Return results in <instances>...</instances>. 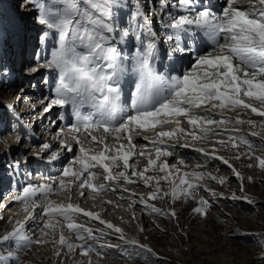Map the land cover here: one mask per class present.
Wrapping results in <instances>:
<instances>
[{"label":"snow or ice","instance_id":"6c2138e0","mask_svg":"<svg viewBox=\"0 0 264 264\" xmlns=\"http://www.w3.org/2000/svg\"><path fill=\"white\" fill-rule=\"evenodd\" d=\"M27 3L35 24L41 26L33 60L45 70L47 94L41 100L42 111L60 109L57 119L51 121L57 127L58 150L43 142L33 157L43 159L50 153L48 161L60 162L61 168L57 175L45 176L41 182L29 180L31 173H21L24 182L18 183L13 200L23 205L27 215L23 221L16 220L11 231L0 233V264H24L22 255L33 245L48 243L47 237L57 230L59 239L52 242L69 253L79 249L84 255L94 252L102 256L88 241L110 235L121 244L101 247H123L129 257L152 253L149 245L127 237L121 227L102 219L101 213L50 197L72 190L83 197L86 188L96 193H120L118 198L127 199L133 219L135 205H143L146 214L176 218L175 209L157 207L151 201L192 199L197 202L193 213L207 216L212 201L199 195L200 191L218 198L223 193H216L207 184L215 181L223 185L228 178L183 171L185 159L169 164L167 158L179 157V148H191L201 154L205 164L218 159L232 167L228 159L216 154L215 146L206 149L197 147V142L219 137L216 143L221 146L238 149L245 144L251 149L253 145L244 133L225 124L248 123L264 130V119L257 123L240 118V113L248 110L264 118V0H147V10L141 0ZM40 67L29 65L32 72ZM8 71L0 64V72ZM147 131L154 136L142 135ZM251 135L261 133L253 131ZM137 137L148 141L152 151L146 150L148 144L138 149L134 143ZM110 139L115 143H109ZM69 140L78 151H73ZM85 143H94L100 150L94 152ZM66 154L71 155L64 162L61 158ZM252 155L246 151L236 158ZM133 157L146 158V166L138 171L129 163ZM257 159L264 169V156ZM27 162L25 156L23 163ZM6 167L18 170L21 161L14 160ZM100 170L106 182L97 185L93 180ZM150 171L158 174L148 175ZM234 174L243 179L238 171ZM162 181L167 182L166 187ZM121 182H139L150 190L146 196L139 194L138 199H132L137 194L120 188ZM124 193H128L127 198ZM238 198L252 203L250 197L232 196ZM81 216L103 227L73 222ZM28 222L34 225L31 231L26 228ZM65 227L79 244L65 237ZM56 255H61V249H56Z\"/></svg>","mask_w":264,"mask_h":264},{"label":"rangeland","instance_id":"374dc122","mask_svg":"<svg viewBox=\"0 0 264 264\" xmlns=\"http://www.w3.org/2000/svg\"><path fill=\"white\" fill-rule=\"evenodd\" d=\"M9 2V0H3V8L6 6L4 11L9 8ZM142 2H145V0ZM41 79H44V73ZM42 93L47 94L46 92ZM2 111V113H6L8 110L4 108ZM252 115L258 116L256 114ZM4 118V114L0 115L1 126ZM7 122L4 123L5 125L0 131V152L9 145H13L14 148L12 147L11 151L12 149L14 151L13 153L11 152L12 154L10 153V156L5 157L6 160L0 161V175L4 177L2 174H6L5 176L10 177L3 181L0 180V233L7 232L9 228L14 226L16 220L21 221L25 213L22 211L23 205L13 200V197L17 194L18 187L15 184L13 169L6 167V165L11 163L10 158L23 161L25 156L28 157L27 164L23 163L20 167V169L25 171V175L36 164V166H40L39 163H41L39 159L33 157V152H36L33 151V148L37 146V141L28 139L27 130L22 132L23 134L17 130L14 127L13 117L10 116V121ZM225 127L243 131L245 136L248 135L247 139L251 140L253 147L249 149L248 145L240 144L238 149H233L230 145L218 148L216 154L228 159L232 167L228 165L222 167L224 164L220 160L217 163L208 162L205 164L202 159H188L185 161L186 167L183 168V171L196 170L228 178L223 185L215 181L208 182V188L218 194L223 193L218 198H212L208 193L200 191L199 195L205 196V198H209L212 201V206L207 209V216L193 213L192 209L197 206L196 200L188 199L185 201L184 199H179L172 202L169 198H165L151 202L155 203L157 207L175 209L176 218L153 213L146 214L143 205H135L133 208L135 219H133L127 199L122 201L118 198L120 193L115 195L111 192L96 193L86 188L84 189L85 195L81 197L75 190L65 191L62 195H52L50 198L56 202H72L86 210L101 213L102 219L121 227L127 237L135 238L140 243L149 245L153 252L129 257L123 247L120 249L107 246L101 247V245L121 244V241L115 235H110L105 239L88 241L96 248L97 252L103 253L102 256H98L94 252L84 255L79 249L69 253L66 248L60 246L58 249H61V255L57 257V247L52 242L53 239L59 238L60 231L57 230L54 234H50L47 237L48 243L33 245L30 250H27L22 255L24 264H88L90 260L92 264H264V259H261V256L264 255V169L259 167L257 159V157L264 156V139H262L264 130L259 127L253 128L248 123H226ZM253 131L260 132L261 135L252 136L251 133ZM35 133L38 132L35 131ZM96 134L99 136L100 133L96 132ZM122 141L127 142L126 140ZM69 142L73 143L74 150L75 142L71 140ZM108 142L115 143L111 139ZM134 142L140 147L145 145L139 143L138 138ZM203 145L198 144V146ZM149 146L151 145H148V148ZM85 147L94 152L99 148L94 143H85ZM76 151H78L77 148L75 149ZM246 151H251L253 155L248 158L244 156H240L239 159L236 158L239 153ZM167 159L169 164H175L178 157H175L174 160ZM193 160L198 162L201 167H192L191 162ZM33 170L35 173H32V179L28 178L33 182H41L45 176L57 175L49 173L48 170L46 174H49L44 175V168L41 167ZM235 171L241 174L242 180L235 176ZM157 174L152 173L150 175ZM21 177V183H23L24 177L22 175ZM104 180L103 171L100 170V174L93 182L99 185ZM161 183L162 186H167V182L162 181ZM119 187L127 188L129 192L136 193L137 196L132 197V199H138L139 194L146 196L150 190L139 182L135 185L121 182ZM124 195L127 198L128 193H124ZM233 195L236 197H250L252 203H247L244 199H232ZM69 196L72 197L70 201L68 200ZM107 201L112 203H107ZM36 215L39 218L40 212ZM73 222L96 229L103 227L99 222H88L87 218L82 216L76 218ZM30 223L26 224V228L29 231L34 227L33 223ZM63 232L65 237L70 239V242L74 244L80 243L75 238V234L66 227ZM248 233H254L255 235H247ZM40 238L44 239V237ZM8 251L15 252L16 249H8Z\"/></svg>","mask_w":264,"mask_h":264},{"label":"bare ground","instance_id":"6f19581e","mask_svg":"<svg viewBox=\"0 0 264 264\" xmlns=\"http://www.w3.org/2000/svg\"><path fill=\"white\" fill-rule=\"evenodd\" d=\"M5 1V0H4ZM8 1V0H7ZM10 2H9V8L8 9H5V11H4V8L6 7H4L3 8V0H0V29H5L7 26H8V24L11 22L8 18H6L7 17V14H9V13H16L17 11H18V13H16L17 15H19L20 16V14L21 13H23V12H26L27 10V7L25 6V7H23V5H22V7H21V2H18V0H9ZM143 0H141V4L143 5V7L144 8H146V1L145 2H142ZM20 3V4H19ZM15 7V8H14ZM16 7H17V9H16ZM19 7V8H18ZM13 9H15V10H13ZM153 23H155V20L153 21ZM22 57H26V55H22ZM32 65H36L35 64V62L34 61H32V63H31ZM43 71L45 72V70H44V68H43ZM42 70L39 72V74L40 73H42L43 72ZM41 86H42V89L44 90H42L41 89ZM40 91H42V92H46L47 93V89H46V87H45V85H44V83H42L39 87H38V89H37V92L38 93H42V92H40ZM15 92H17V90H16V85H9V84H7V81L5 80V77H1L0 76V104H2V105H12L13 107H15V96H13V94L15 93ZM33 94H35V93H33ZM46 94L44 93V96H45ZM42 97V96H41ZM18 104H20V103H18ZM0 107H3V106H0ZM41 107L43 108V104H41ZM20 108H22L21 109V111H26V108L25 107H23V106H21ZM4 110V107L3 108H0V110ZM0 111V115H5V118H4V120H5V122L6 121H10V116L12 117V113L11 112H9V111H7L6 113H2L3 111ZM7 110V109H6ZM253 113H251V111L250 110H248V112L247 113H240V118L241 119H243V120H245V121H247V120H253V121H256L257 123H259L262 119H264V118H261V117H256V116H253L252 115ZM230 115H235V113H231ZM28 118H30L28 115H26V114H23V115H21L20 116V119L22 120V123L24 124L23 126H19V129L17 128V130H19L21 133L22 132H24L25 130H27L28 131V134H29V138L28 139H32V141H37L36 143H38L37 144V146L36 147H34L33 148V151H38L39 149H40V146H41V144L43 143V142H47V143H49V144H51L52 146H53V149L54 150H56V148H57V145H58V140H56L55 139V137L53 136V138H50L49 136H46L44 133H40V134H38V133H35V131H36V129H37V127H36V125L38 124V122L37 121H34L33 123H31L30 122V120H28ZM7 122V123H8ZM30 123L32 124V126L35 128H33L32 126H30ZM5 125V124H4ZM185 125V127L187 126L186 124H184ZM183 125V126H184ZM2 128L3 127H1V129H0V131L2 130ZM228 129H230V128H228ZM4 130V129H3ZM35 130V131H34ZM164 130H168V129H164ZM240 132H242V133H244L243 131H240ZM98 133H102V132H98ZM23 134V133H22ZM34 134V135H33ZM95 134V133H94ZM245 134V133H244ZM97 135V134H96ZM143 135V134H142ZM25 136V135H24ZM64 136H66V135H64ZM64 136H63V138H64ZM248 136V135H247ZM247 136H246V138H247ZM151 137V136H150ZM138 138V142L139 143H141V144H148V145H151L148 141H145L144 139H142L141 137H137ZM17 139H18V137H17ZM219 139V137H209L208 139H205V140H202V141H200V142H197L198 144H204L203 146H198V144H196V146L197 147H205L206 149H211L213 146H215V148L216 149H218V148H220V147H223V146H221L220 144H218V143H216V141ZM226 139V138H225ZM251 141V140H250ZM121 143H127V142H123V141H120ZM35 143V144H36ZM135 143V142H134ZM73 144V143H72ZM137 144V143H136ZM13 147V145H10V147H9V153H13V151H14V149H12V151H11V148ZM142 147V146H141ZM140 146H138L137 145V148L139 149V148H141ZM224 147H226V146H224ZM14 148V147H13ZM30 148V147H29ZM75 145H74V152H75ZM5 150H8L7 148H4V151ZM58 150V149H57ZM147 151H152V147L151 146H149V148H147L146 149ZM178 150V152L180 153V156L178 157V159L179 158H183V159H185V161L186 160H188V159H196V160H198V159H202V157H201V154L200 153H198V152H196V151H194V150H192L191 148H189V149H183V148H179V149H177ZM32 151V152H33ZM5 153H6V151H5ZM11 153V154H12ZM34 153V152H33ZM48 155H49V153H45L44 155H43V159H39L40 160V162L41 163H39L40 164V166H34V168H38V167H41V168H44V175L46 174V171L48 170V172L49 173H52V174H58L59 173V170H60V168H61V163L60 162H49L48 161ZM70 154H66V156L65 157H62L61 158V160L62 161H64V162H66V160H67V156H69ZM168 158H170V160H174L175 159V157H168ZM195 160V161H196ZM203 160V159H202ZM217 161H218V159L217 160H210L209 162L210 163H217ZM174 162V161H173ZM129 163L130 164H135V166H136V169L139 171V170H141V169H143V167L145 166V164L147 163V159L146 158H140L139 160H137V159H135V157H133L132 158V160H130L129 161ZM199 163L198 162H194V160H193V162H191V165H192V167H196L197 165H198ZM222 167H225V165L224 166H222ZM33 168V169H34ZM139 168H141V169H139ZM209 168H211V167H209ZM32 169V170H33ZM31 170V169H30ZM120 170V169H119ZM21 171V170H20ZM34 171V170H33ZM37 171V170H36ZM48 173V174H49ZM155 174V172H152V171H150L149 173H147L148 175H150V174ZM48 174H46V175H48ZM14 175H16V174H14ZM33 177V176H32ZM22 178V177H21ZM17 179V178H16ZM106 181L104 180V181H102V183L101 184H103V183H105ZM6 183V182H5ZM5 183H4V185H5ZM17 187H18V184H17ZM36 214L37 213H39L40 212V210L37 208L36 210ZM27 214L26 213H24V215H23V217L21 218V221H23L24 220V218H25V216H26ZM32 223V222H31ZM30 223V224H31ZM13 227V226H12ZM12 227L11 228H9L7 231H11V229H12ZM63 234H64V232H63ZM59 238H57L56 240H58ZM55 247H57V249L58 248H60V245L59 244H56V246ZM33 249H35V248H33Z\"/></svg>","mask_w":264,"mask_h":264}]
</instances>
